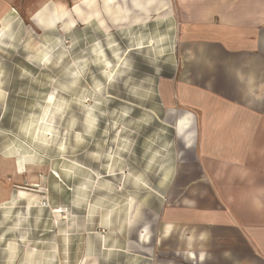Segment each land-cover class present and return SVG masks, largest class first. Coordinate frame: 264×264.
Masks as SVG:
<instances>
[{
  "label": "crops",
  "instance_id": "crops-1",
  "mask_svg": "<svg viewBox=\"0 0 264 264\" xmlns=\"http://www.w3.org/2000/svg\"><path fill=\"white\" fill-rule=\"evenodd\" d=\"M112 1L113 24H140ZM155 5L164 8L132 0L145 14ZM175 8L184 61L161 79L167 112L151 120L168 128L150 130V154L126 165L124 183L138 189L122 197L124 211L99 218L92 208L90 247L81 215L72 250L74 236L51 231L40 202L1 187L0 264H264V0H178ZM22 173L0 168V179Z\"/></svg>",
  "mask_w": 264,
  "mask_h": 264
},
{
  "label": "rangeland",
  "instance_id": "rangeland-1",
  "mask_svg": "<svg viewBox=\"0 0 264 264\" xmlns=\"http://www.w3.org/2000/svg\"><path fill=\"white\" fill-rule=\"evenodd\" d=\"M176 1L161 0L164 8L155 5L150 14L134 10L132 0L111 2L130 9L140 26L113 24L105 0H0V160L12 158L22 171L28 165L16 180L1 177L0 188L18 187L42 208L47 203L51 231L74 236L72 250L81 215L90 247L92 210L99 218L110 207L124 211L122 197L138 189L124 183L126 165L140 166L150 154V130L168 128L152 121L167 112L161 79L184 61L176 53ZM68 21L74 28L66 31ZM106 61L113 67L121 61L113 82ZM40 123L52 126L42 137ZM113 197L116 204L108 201Z\"/></svg>",
  "mask_w": 264,
  "mask_h": 264
},
{
  "label": "bare ground",
  "instance_id": "bare-ground-1",
  "mask_svg": "<svg viewBox=\"0 0 264 264\" xmlns=\"http://www.w3.org/2000/svg\"><path fill=\"white\" fill-rule=\"evenodd\" d=\"M155 2H158V1H155ZM154 2V3H155ZM152 5V4H151ZM156 5H157V3H156ZM138 10V9H137ZM58 12V11H57ZM61 13L62 12H58V15H57V17H56V20H55V22L56 21H60L61 20ZM139 21V20H138ZM136 23H138V22H136ZM140 23V22H139ZM133 24V23H132ZM65 28V30L66 31H69V30H71L72 28H74L73 27V23L71 22V21H68V22H65V26H64ZM153 44V46H154V43H152ZM139 47V46H138ZM145 47V46H144ZM144 47H140V48H138L137 50H140V49H144ZM116 57H117V55H116ZM122 60V59H121ZM49 61V60H48ZM121 62V61H120ZM119 62V63H120ZM119 63H117L114 67L111 65V63H109V62H107L106 61V64H107V66L109 67V70H107V73H108V81L110 80L111 82H113V80H114V76H115V74H114V72L117 70L118 71V69H119ZM2 90V89H1ZM1 92V91H0ZM89 100H87V102H88ZM93 118V117H92ZM91 118V122H92V124L94 123L93 121V119ZM49 123H50V121H49ZM41 124V123H40ZM52 130V126H51V124H48L47 123V125H45L44 126V128L42 129V124H41V127H40V129L38 130L39 131V136H41L42 137V134L45 136V134H47V132H50ZM56 132V131H55ZM55 132H54V134H55ZM54 140V139H53ZM108 154V153H107ZM112 154V153H111ZM113 156V155H112ZM108 159H109V161H111L112 160V158L113 157H111V156H108L107 157ZM109 161H108V163H109ZM107 165V164H106ZM0 168H5V169H7V170H11V171H13V172H18V173H22L23 171V166L21 165V164H18L17 165V163H15L14 161H13V159L12 158H6V159H3V160H0ZM26 169H27V165H25V167H24V171H26ZM22 197H25V198H29L30 200H34V201H37L36 200V198L33 196V197H29L28 196V194L27 193H25V192H21V194H20ZM133 209V205L131 206V210ZM65 218H67L66 216L65 217H63V219H65Z\"/></svg>",
  "mask_w": 264,
  "mask_h": 264
},
{
  "label": "built area",
  "instance_id": "built-area-1",
  "mask_svg": "<svg viewBox=\"0 0 264 264\" xmlns=\"http://www.w3.org/2000/svg\"><path fill=\"white\" fill-rule=\"evenodd\" d=\"M44 204V207L47 208V203H43Z\"/></svg>",
  "mask_w": 264,
  "mask_h": 264
}]
</instances>
